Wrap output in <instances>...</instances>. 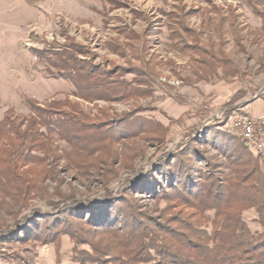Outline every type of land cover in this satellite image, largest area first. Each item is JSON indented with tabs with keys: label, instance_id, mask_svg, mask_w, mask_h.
<instances>
[{
	"label": "trees",
	"instance_id": "16d2710c",
	"mask_svg": "<svg viewBox=\"0 0 264 264\" xmlns=\"http://www.w3.org/2000/svg\"><path fill=\"white\" fill-rule=\"evenodd\" d=\"M104 1L115 8L120 4ZM170 17L178 25L176 32L193 39L189 43L182 37V50L199 51L189 26L177 14ZM41 54L51 55L53 75L70 82L77 99L120 102L150 95L140 69L106 68L74 39L59 52ZM126 74L137 78L124 79ZM50 105L29 101L28 117L11 111L0 122V249L14 240L47 245L68 236L73 264H264V161L243 139L222 132L195 135L176 152L162 150L154 167L107 190L101 200L69 196L47 201L49 211L23 215L43 191L39 167L50 158L60 159L57 148L51 149L53 134L70 145L67 166L81 177L101 171L102 164L108 171L115 165L108 161V148L141 134V129H125L134 121L133 113L92 119L75 103ZM209 142L215 156L200 148ZM251 210L260 232L244 219ZM4 216L14 224L8 225Z\"/></svg>",
	"mask_w": 264,
	"mask_h": 264
},
{
	"label": "rangeland",
	"instance_id": "374dc122",
	"mask_svg": "<svg viewBox=\"0 0 264 264\" xmlns=\"http://www.w3.org/2000/svg\"><path fill=\"white\" fill-rule=\"evenodd\" d=\"M117 1L118 8L104 0H62L54 4L51 18L32 21L19 36L0 27V122L11 111L28 117L29 101L60 107L75 103L92 119L103 113L110 118L133 113L134 121L126 123L125 129H141L140 137L108 148V161L114 166L107 171L101 163V171L92 170L86 177L67 166L65 155L71 147L53 134L51 149L57 148L60 159L50 158L39 167L43 191L23 215L49 211L47 201L60 202L69 196L101 200L107 190L115 191L140 170L154 167L162 150L176 152L195 135L214 131L243 139L233 125L243 115L253 120L264 141V0ZM172 13L194 32L199 51L182 50V37L189 43L193 39L176 32ZM70 39L87 46L97 56L96 63L106 68L140 69L150 95L120 102H85L72 96V84L53 75L51 55L41 54L63 50ZM200 148L216 155L210 142ZM147 203L153 208L155 202ZM4 218L8 225L14 224L10 216ZM257 218L254 210L244 214L253 232L262 231ZM1 248L0 264H73L68 236L55 244L14 240Z\"/></svg>",
	"mask_w": 264,
	"mask_h": 264
},
{
	"label": "crops",
	"instance_id": "0c3cea01",
	"mask_svg": "<svg viewBox=\"0 0 264 264\" xmlns=\"http://www.w3.org/2000/svg\"><path fill=\"white\" fill-rule=\"evenodd\" d=\"M62 0H0V27L9 28V33L19 36L23 27L32 21L53 16L54 4ZM77 3L78 0H70ZM6 26V27H5ZM17 38V37H16Z\"/></svg>",
	"mask_w": 264,
	"mask_h": 264
},
{
	"label": "built area",
	"instance_id": "2783aa9c",
	"mask_svg": "<svg viewBox=\"0 0 264 264\" xmlns=\"http://www.w3.org/2000/svg\"><path fill=\"white\" fill-rule=\"evenodd\" d=\"M233 125L240 132L248 147L264 157V141L257 134L253 120L243 115L236 118Z\"/></svg>",
	"mask_w": 264,
	"mask_h": 264
}]
</instances>
